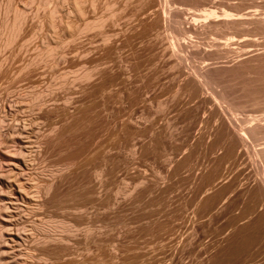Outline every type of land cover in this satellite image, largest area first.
Segmentation results:
<instances>
[{"label":"rangeland","instance_id":"374dc122","mask_svg":"<svg viewBox=\"0 0 264 264\" xmlns=\"http://www.w3.org/2000/svg\"><path fill=\"white\" fill-rule=\"evenodd\" d=\"M74 1L0 0V264H264V0Z\"/></svg>","mask_w":264,"mask_h":264},{"label":"bare ground","instance_id":"6f19581e","mask_svg":"<svg viewBox=\"0 0 264 264\" xmlns=\"http://www.w3.org/2000/svg\"><path fill=\"white\" fill-rule=\"evenodd\" d=\"M75 1H74V3H75ZM76 3H78V2L76 1ZM223 15L225 17H229V16L231 17L232 16L231 13H227V12H225ZM216 16H218V15L214 11L208 10V12H206L203 17L207 18V17H216ZM259 127H261V125ZM249 129L251 131L253 129V131H254V133L252 131V133H253L252 137H250L251 135H250V133H248ZM249 129L245 128V127H241L238 132H239L240 138L242 139V141H244V143L251 141L250 142V150H251L250 156L252 157V163H254L253 166L255 167V168L253 167L254 173H255L254 175H255V178H257V180L260 181V183H261L260 185L264 189V134H263L262 130L261 131H258L259 129L256 130L257 127L250 126ZM244 146H246V145H244Z\"/></svg>","mask_w":264,"mask_h":264}]
</instances>
